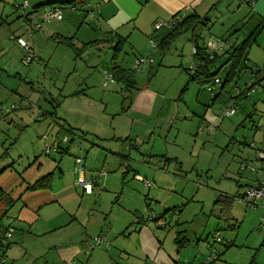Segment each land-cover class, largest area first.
I'll use <instances>...</instances> for the list:
<instances>
[{
	"label": "rangeland",
	"instance_id": "1",
	"mask_svg": "<svg viewBox=\"0 0 264 264\" xmlns=\"http://www.w3.org/2000/svg\"><path fill=\"white\" fill-rule=\"evenodd\" d=\"M27 1L26 11L46 0ZM22 2L0 3V215L12 227L13 241L0 264H64L59 249L70 246L78 248L72 264H143L132 231L139 219L157 225L173 264H201L227 244L212 264H264L263 211L234 198L255 178L240 166L258 168V151L264 149V69L237 70L217 98L209 84L196 81L181 91L186 69L192 71L191 32L177 37L161 57L152 51L153 61L133 70L137 58L149 57V47L141 55L129 44L115 51L87 20L89 26H66L63 34L75 33V48L99 42L81 52L71 49L65 37L48 33L55 21L28 33ZM87 2L75 0L73 13L81 17L78 8ZM198 12L208 18L194 31L199 44L219 37L231 43L234 29L240 40L249 28L242 27L250 14L242 0L210 1ZM12 34L27 41L32 59L23 62ZM114 69L132 73V82L107 79ZM227 69L221 68V79ZM255 82L246 96L235 98ZM144 86L154 101L129 111L136 88ZM228 107L235 112L225 117ZM209 112L215 116L212 130ZM67 126L75 132L64 133ZM64 135L67 141L60 144L68 151L59 155L53 144ZM78 168L84 179L104 173L89 193L75 184ZM48 173V187L26 188ZM219 193L231 201L225 212L226 205L215 202ZM177 233L188 239L179 251ZM94 238L101 243L90 248Z\"/></svg>",
	"mask_w": 264,
	"mask_h": 264
},
{
	"label": "crops",
	"instance_id": "2",
	"mask_svg": "<svg viewBox=\"0 0 264 264\" xmlns=\"http://www.w3.org/2000/svg\"><path fill=\"white\" fill-rule=\"evenodd\" d=\"M88 1H89L88 4L83 3V5L80 8H78L81 11V14H80L81 17L73 13L74 12L73 9L76 8L74 6L72 7V10L70 9V7L67 8V10L64 9L61 19L59 21H55L56 25L54 28L47 29L48 33H53L55 34V36H57L58 34L60 35V37H65V38L70 37L73 40L75 33L71 35L67 34L66 36L65 34H63L65 31V27L70 26V28L73 29L75 25H77V29H80L83 26V24H86V26H89L88 21H90L92 22L93 30L100 33L101 39L109 40L108 42L112 45L111 48H113L114 41L117 37H121V38L123 37L125 38V44H129V47L131 49L138 51L137 54L141 55L143 53V50H146V48L149 47L148 43L150 42V40H153L154 42L157 41L158 36L160 35L161 32H163V31H160L162 29H159L157 31L154 29L153 24L155 21L167 20L169 18H172V16L177 13H185V14L196 13L199 16H201L202 14L199 13L198 10L202 8V6L205 3L214 1V0H88ZM244 1L245 0H242V2ZM212 8H214V4L212 5ZM249 8H250V14L248 16L244 15L243 19L246 18L245 20L246 22L245 24H242L243 28H245L246 26L247 28L248 27L249 28L247 31H245L246 33L241 32V34H243V37L240 40L238 38L239 33L234 34L236 30L234 29L232 32L233 35L235 36L233 41H235L236 43L242 41L246 37V35H248L256 27H258V32L255 38V42L252 43L247 49V53H246L247 61L244 67L248 68V65L252 67L253 66L263 67L264 65V0H253ZM65 11H69L71 13H67L66 17H64ZM27 12H29V18L23 17L24 19H23L22 25L24 26L26 31L30 33L31 29L27 27V23L28 24L30 23L31 16L36 17L37 19L41 21L40 9L36 11L38 13L36 15H33L35 12H31V9L28 10ZM203 17L205 18L207 17V15H203ZM1 19L2 18L0 15V23H1ZM206 20H208V18ZM48 22H52V21H48ZM206 24L207 23L204 22V24L202 25H206ZM10 37H11L9 38L10 40L15 39L14 41H16V38H18L19 36L18 35L15 36V34H12ZM192 37H193V34H192ZM192 37L190 38V40L191 42H193L192 44V47H193L195 43H194V38ZM72 40L71 42L73 43ZM199 45H202V43H200ZM13 47H15V45H11L10 49H12ZM19 49L23 56V51L21 50L20 47ZM148 49H151V48H148ZM154 50L159 55V51L156 48ZM224 59H225L224 56L221 57L219 61L217 62V66H219L224 61ZM106 74L108 73L106 72ZM108 75H110L111 80H114L111 74H108ZM255 83L259 84L258 82H255ZM202 87H204V85ZM136 90L137 91L134 92L133 98L129 102V105H128L129 111H133V112H137L140 108L149 106L150 103L154 101V99L149 97V96H152V94L149 93V90H150L149 87L147 86H144L142 88L137 87ZM252 90L253 88L249 91H252ZM249 91H247L246 95L249 93ZM208 116H209L208 123L211 124V122L215 120V116L214 114L212 115L210 112L208 113ZM63 131L64 133L75 132L74 129L71 128L70 126L63 128ZM263 136H264V133H263ZM67 151H68L67 147H61L59 155L60 153L67 152ZM263 163L264 162L260 161L259 166L262 165ZM76 172L79 173L78 171ZM98 174L94 176L95 180L92 183L93 185L96 183V180L99 177L104 176V173H101L100 175ZM45 175H49V173L44 174L40 176L39 178ZM82 176L84 177V171L82 173ZM39 178L34 180V182L28 184L26 188L34 184ZM255 178H256V175H255ZM38 190H41V189H38ZM3 195L4 194L2 193V198H3ZM165 211H167V209ZM160 217L164 218V214L161 215ZM148 221L149 219L148 220L139 219L137 221V224L133 227V230H132L137 240L136 248H134V250H136L138 252L137 254L139 255L137 256V258L143 264L148 263L149 261L152 262L153 264H173L170 254H167L162 248V240L156 235V232L154 231V228H156L157 225H154V228H153L148 223ZM155 223L156 222H154V224ZM2 225L6 227L5 229L12 228L10 225H5V224H2ZM10 241L11 242L5 248V250L0 251V256H4L6 249H8L10 245L13 243L12 240ZM59 253L62 257V260H64L63 262L65 263L71 260V258L74 257L78 253V248L74 246H70L68 248H61L59 249ZM132 256H135V255H132ZM143 257H144V260H143ZM128 258H131V254L128 255Z\"/></svg>",
	"mask_w": 264,
	"mask_h": 264
},
{
	"label": "trees",
	"instance_id": "3",
	"mask_svg": "<svg viewBox=\"0 0 264 264\" xmlns=\"http://www.w3.org/2000/svg\"><path fill=\"white\" fill-rule=\"evenodd\" d=\"M74 1L75 0H46L42 2H36L31 7V12H36L37 10L39 9L42 10L44 8H54V9H60L63 13V10L65 8L73 7L72 4L74 3ZM84 1L87 2L88 0H84ZM250 1H253V0H250ZM250 1H245L244 3L250 6ZM0 3H1V0H0ZM183 14H184L183 18L180 21H178L172 28L160 30L163 32L160 33V35L157 38V41H155L156 49L159 51L160 57L163 56L166 52H168V50L171 47V44L177 37L181 36L182 34L188 33V32H191L192 34H194L195 29L199 25L204 24L205 22L204 20L207 19V17L204 18L203 16H199L196 13H191V14L183 13ZM175 15H173L172 18ZM257 32H258V27H256L253 31H251L248 35H246V37L242 41L238 43H236L235 41L230 43L228 42L227 38L219 37V39L226 42V46L218 52H210L208 51L206 47V42L202 43V45H199L198 42L194 40L195 44L193 45V48L196 51L193 54H191V56L193 58L192 61L196 63V67L192 71H189L188 69H186L187 74H188L187 83L189 81H196L199 85L203 86V85L211 84L213 83L215 79H218L220 83L217 87V90L215 91L216 92L215 98H217L220 95L225 83L228 82V80H230L233 77V75L237 74V70H240L241 68L245 66V63L247 61V55H246L247 49L252 43L255 42ZM71 40L72 38L70 37L64 38V44L67 47L74 49V50H79L80 52L84 48L87 47L86 45L97 44L99 42L97 40H92V41H88L87 43L82 44L79 48H75ZM103 41H109V40L105 39ZM124 44H125V38L117 37L114 41L113 47L115 51H117L121 49ZM223 56L225 57L224 61L219 66H217V62ZM224 65H226L228 69L226 71V74L223 80L220 78V70ZM251 67L252 66L248 68L250 69ZM262 68H264V65ZM114 70L115 72H113V74L111 75L113 76L115 80H118L124 83L126 81L132 82L133 80V77H131L132 73H128L127 71L123 69H114ZM187 83L183 86L181 91H184L187 88ZM255 84L256 83L250 84L244 91L235 95V98L245 96L247 91L251 90ZM59 148H61V146ZM165 159L168 160V158H165ZM48 178H49V175H45L39 178L34 184L28 186L27 189L38 190V189L48 187L49 185ZM251 181L249 183H251ZM249 183L245 184L244 186L246 187L247 185H249ZM238 186H241V185H238ZM242 193L243 192L236 194L234 195V197ZM226 197H229V196H227L225 193H219L215 200V202L217 203L221 202L226 205V206H223L224 208L221 207V210H223V212H225V208H228L227 205H229L231 202ZM2 199H3L2 192L0 190V202ZM1 217L2 216L0 215V251H4L11 241L9 240V238H6L3 236V232H5L6 227H4L1 224V219H2ZM184 238L185 237H183V235H180L179 233H177L176 236L174 237V243L176 245L177 251H179L180 248L184 246L185 242H187L188 239L186 238L184 239ZM229 246H230L229 244L223 245V250L221 252L219 253L215 252L212 259L205 260L201 264H212L213 261L218 260L220 258V255H222Z\"/></svg>",
	"mask_w": 264,
	"mask_h": 264
},
{
	"label": "built area",
	"instance_id": "4",
	"mask_svg": "<svg viewBox=\"0 0 264 264\" xmlns=\"http://www.w3.org/2000/svg\"><path fill=\"white\" fill-rule=\"evenodd\" d=\"M245 1H250V0H245ZM250 4H252V1H250ZM27 5H28L27 0H23V2L20 5V7L22 9L23 17H25V18H29V14L26 11ZM17 7H19V5H17ZM71 9H72V7H71ZM183 16H184L183 13H178L173 18H169L167 20H157L154 22L153 27L155 30L170 29L178 21H180L183 18ZM61 17H62V11L60 9L44 8V9L40 10L41 21L39 19H37L36 17L31 16L30 17V23L29 24L27 23V27H29L31 29V31L36 32V31H39L41 29V25L43 22L59 21L61 19ZM16 42L18 43L19 47L23 51V56H22L23 62H27L28 60L32 59V57H33L32 53L33 52H32L31 46L27 43V41L18 37V38H16ZM225 46H226V42L219 39V38H209L206 41V47H207L208 51H210V52H218L221 49H223ZM149 48H151V51L149 53L150 54L149 57L148 58H142V57L137 58L136 62L132 66L133 70H137L138 66L141 63H144L145 61H149V62L153 61V59L151 57V53L156 48V43L153 40H150ZM195 51L196 50L192 47V54ZM195 67H196V63L194 61H192L191 69L193 70ZM105 77L107 79L111 80L110 75H106ZM219 83H220V81L218 79H215L213 81V83L209 84L207 89L209 91L214 90V89L217 90ZM0 111H1V113L4 112V110H2V109ZM234 112H235L234 107H228L224 111L223 116H225V117L230 116ZM213 128H214V125L209 124L208 129L212 130ZM65 136L66 135H64L60 141L54 142V144H53L54 148H59L61 146L60 142L64 143L67 141V138ZM70 140H72V139H70ZM258 159L261 162H264V150L258 151ZM76 162H80V159L76 158ZM247 168H249L251 171H253L255 173L256 178L254 180H252L251 183H249V185H247L245 187L242 194L237 195L234 198H237L239 201L243 202L247 207H252V208L259 207V208H261L263 211L262 217H261V224H262V226H264V163L256 169H254L248 163L242 164L240 166L241 170H245ZM76 171L79 172L78 177H77L76 182H75L76 185L79 188H81L84 192L89 193L92 189V186H93L92 183L94 182L95 177H92L91 179H84V177L82 176L83 170L81 168H78V169H76ZM11 231H12V228L6 229L5 232H3V236L6 238H10ZM100 243H101V238H94L90 242V244H91L90 248L97 246ZM64 264H72V263H71V261H67Z\"/></svg>",
	"mask_w": 264,
	"mask_h": 264
}]
</instances>
